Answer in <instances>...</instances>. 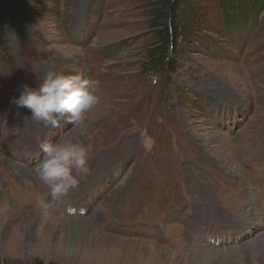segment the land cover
<instances>
[{
    "label": "rangeland",
    "instance_id": "rangeland-1",
    "mask_svg": "<svg viewBox=\"0 0 264 264\" xmlns=\"http://www.w3.org/2000/svg\"><path fill=\"white\" fill-rule=\"evenodd\" d=\"M183 1L169 76L143 69L152 0H41L23 34L4 9L0 264H264V31L244 5L229 27L222 0ZM50 70L99 81L83 133L10 103ZM65 134L88 148V171L53 199L33 167Z\"/></svg>",
    "mask_w": 264,
    "mask_h": 264
},
{
    "label": "clouds",
    "instance_id": "clouds-1",
    "mask_svg": "<svg viewBox=\"0 0 264 264\" xmlns=\"http://www.w3.org/2000/svg\"><path fill=\"white\" fill-rule=\"evenodd\" d=\"M98 102L99 81L55 70L48 71L35 87L24 84L19 96L10 101L18 109H29L31 119L46 127H59L63 121L80 127L81 133ZM40 152L33 172L50 189L53 199L76 187L77 174L88 171V148L73 136L65 134L54 142L42 143Z\"/></svg>",
    "mask_w": 264,
    "mask_h": 264
},
{
    "label": "trees",
    "instance_id": "trees-1",
    "mask_svg": "<svg viewBox=\"0 0 264 264\" xmlns=\"http://www.w3.org/2000/svg\"><path fill=\"white\" fill-rule=\"evenodd\" d=\"M229 11L223 14V25L229 27H239L241 18L236 15L237 9L241 12L243 5L246 7L242 11L247 18L246 27L264 31V0H222ZM41 0H0V45L5 52L4 65L10 62V49L6 37L4 23V9L9 8L10 22L16 33L23 34L24 29L31 19L35 9L40 8ZM185 2L183 0H152V20L151 28L155 32V41L146 52L143 66L145 71L156 75L167 76L177 70V56H181L183 48L180 46V38H184L188 28L187 16L184 11ZM187 8V6H186ZM230 8V9H229ZM194 10L189 8V13ZM194 15V20H196ZM188 37V36H187ZM213 46L214 44L211 43ZM190 52V50H187Z\"/></svg>",
    "mask_w": 264,
    "mask_h": 264
},
{
    "label": "bare ground",
    "instance_id": "bare-ground-1",
    "mask_svg": "<svg viewBox=\"0 0 264 264\" xmlns=\"http://www.w3.org/2000/svg\"><path fill=\"white\" fill-rule=\"evenodd\" d=\"M119 157V156H118ZM243 181V180H242ZM255 189V192H256V194L258 193V189H257V187H255L254 188ZM255 204V202L253 201L252 202V205H254ZM260 215L259 216H261V219L262 220H260V222H261V224H262V226H264V214L263 213H259ZM263 214V215H262ZM258 215L256 214V217H257ZM246 219H247V217H245ZM245 219V220H246ZM259 236H261L262 238H264V227H263V231H262V233L259 235ZM234 248H243V245H236V246H234ZM201 250V251H200ZM209 249H206V250H203V249H199V251L200 252H203V253H205V252H209L208 251Z\"/></svg>",
    "mask_w": 264,
    "mask_h": 264
}]
</instances>
